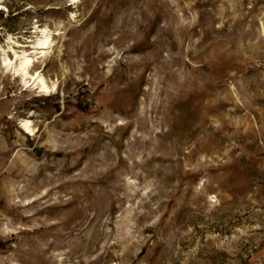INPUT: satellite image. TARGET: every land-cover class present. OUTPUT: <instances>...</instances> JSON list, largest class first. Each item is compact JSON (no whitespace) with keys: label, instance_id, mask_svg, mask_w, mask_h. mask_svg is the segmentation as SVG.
Masks as SVG:
<instances>
[{"label":"rangeland","instance_id":"obj_1","mask_svg":"<svg viewBox=\"0 0 264 264\" xmlns=\"http://www.w3.org/2000/svg\"><path fill=\"white\" fill-rule=\"evenodd\" d=\"M0 264H264V0H0Z\"/></svg>","mask_w":264,"mask_h":264},{"label":"bare ground","instance_id":"obj_2","mask_svg":"<svg viewBox=\"0 0 264 264\" xmlns=\"http://www.w3.org/2000/svg\"><path fill=\"white\" fill-rule=\"evenodd\" d=\"M41 32H42V36L38 39L37 45H38V48H41L42 52L44 53V49H46L47 47L50 48L49 45L52 44L54 39L51 37L52 35H50L51 33H49V30H47V28H41ZM53 44H54V42H53ZM51 48H52V46H51ZM12 49L14 50L15 54L19 57V60H20L18 65L15 66L16 73H18V75H21L22 79H25L27 76H31L32 78L35 79V81L37 83L39 82L41 84L42 88H44L45 90L50 89L51 86L48 85V83L46 82V79L44 78V76L39 71L36 72L34 70L36 73L34 72L33 74H31V72H32L31 68L34 66V58H33V56L30 55V53H28L27 50H25V49L22 50L21 54H18V51L15 50L14 48H12ZM38 52H40V51H38ZM48 53H46V54H48ZM4 62L12 63L11 59H9L8 57L5 58ZM8 66H10V64ZM55 85L56 84L54 83L52 86L55 87ZM23 126L26 128V130H29V131H33L34 130L31 127V120L30 119H25L24 122H23Z\"/></svg>","mask_w":264,"mask_h":264}]
</instances>
